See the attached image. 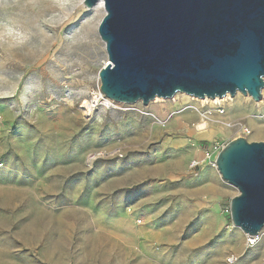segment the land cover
I'll use <instances>...</instances> for the list:
<instances>
[{
  "label": "rangeland",
  "instance_id": "obj_1",
  "mask_svg": "<svg viewBox=\"0 0 264 264\" xmlns=\"http://www.w3.org/2000/svg\"><path fill=\"white\" fill-rule=\"evenodd\" d=\"M61 1L0 0V24L32 33ZM94 9L85 8L44 60L42 50L0 42V264H229L232 256L234 264H264V231L249 248L225 216L238 190L223 183L219 222L195 195L201 168L221 178L206 153L243 136L216 124L200 132L187 109L221 104L251 130L243 138L264 142V89L258 103L242 94L222 103L178 95L88 114L84 102L101 91L109 61L98 31L106 11L99 46L80 47L73 60L62 49L81 42Z\"/></svg>",
  "mask_w": 264,
  "mask_h": 264
},
{
  "label": "water",
  "instance_id": "obj_2",
  "mask_svg": "<svg viewBox=\"0 0 264 264\" xmlns=\"http://www.w3.org/2000/svg\"><path fill=\"white\" fill-rule=\"evenodd\" d=\"M101 0H84L93 9ZM99 35L108 63L101 92L115 103L148 106L186 94L198 100L237 94L261 102L264 0H102ZM222 180L238 190L233 226L264 231V142L238 138L216 158Z\"/></svg>",
  "mask_w": 264,
  "mask_h": 264
},
{
  "label": "bare ground",
  "instance_id": "obj_3",
  "mask_svg": "<svg viewBox=\"0 0 264 264\" xmlns=\"http://www.w3.org/2000/svg\"><path fill=\"white\" fill-rule=\"evenodd\" d=\"M84 7H85L84 0H64L59 3V8L54 9L51 12V15H49L50 18H47V15H44L41 17V22H39L38 26H36V28L31 30V32H32V35L35 41L38 42L40 40H43V44L41 45V50L43 51V54L41 56L42 60L45 59V56H48V55L50 56V54L55 50V48L59 49V47L63 46V42L61 40L63 32L65 31L66 28H68V26L73 24L76 21V19L81 16V13L85 11ZM104 12H105V6H104V2L101 0L95 6V9L91 11L89 18L87 19L84 26H82L81 33L79 34L81 42L77 44H75L76 42L75 43L70 42L68 45H66V47H63L62 52L64 53V56H66L68 59L73 60L74 57L76 56L75 53H77L80 47H84V46L94 47L96 45L99 46V43L97 40L96 28ZM107 63H108V60L105 61V65ZM75 66H78V65L74 64V67ZM79 67L81 68L82 72H87L89 70L88 68L89 65H87L86 63L80 65ZM179 96H183L190 100H195V101L198 100L186 94H182ZM234 98L231 97L230 95H227L223 99L217 98V99L211 100V99L206 98L203 100H199V102L201 103H206L209 101L213 103H222V102H228V101L234 102L235 100ZM175 99L173 101L171 100L170 102H174ZM162 101L163 99L157 98L154 101V103H159ZM113 104H114V101L108 99L100 91L98 93H94L92 100L85 101L83 108L86 110L88 114H91L94 108H96L97 106L112 107ZM231 106L233 107L234 105H231ZM209 127H210V124L200 122V124L197 126V129L200 132H204ZM204 160H205V157L201 160V162L203 163ZM259 240H260V237L258 238V241Z\"/></svg>",
  "mask_w": 264,
  "mask_h": 264
},
{
  "label": "built area",
  "instance_id": "obj_4",
  "mask_svg": "<svg viewBox=\"0 0 264 264\" xmlns=\"http://www.w3.org/2000/svg\"><path fill=\"white\" fill-rule=\"evenodd\" d=\"M187 109L194 111V113H196L199 116L200 122L207 123L210 125H215V124L222 125L226 127L227 129H238V131L241 133L240 136H243V137H246L251 134V130L248 127L244 126L242 123H235L231 121L228 118L227 109L221 104H217V107H214L211 109L206 108L201 105L200 106H188ZM185 110L183 112H185ZM223 148L224 146H221L220 144H215L210 150V152L206 153V159L211 160L213 159V157H215L214 159V164H215L216 158ZM201 165H202V162L195 160L191 163V169L193 171H196L199 169V167H201ZM227 213L228 215H230V210ZM258 238L259 237H249L248 236L247 247L250 248L254 246L258 242ZM237 260L238 259L235 256H232L231 258L228 259V262L229 264H234Z\"/></svg>",
  "mask_w": 264,
  "mask_h": 264
},
{
  "label": "crops",
  "instance_id": "obj_5",
  "mask_svg": "<svg viewBox=\"0 0 264 264\" xmlns=\"http://www.w3.org/2000/svg\"><path fill=\"white\" fill-rule=\"evenodd\" d=\"M195 183L197 185L195 195L198 197H204L206 199L204 201L213 206L210 215L214 216L219 222L218 203L226 194L223 184L226 182H224L222 178H218V176H216L215 174H213L212 176L210 172L206 170L203 171V169L201 168V170L196 175ZM233 197L234 196H231V199ZM225 216L230 217L228 213H226Z\"/></svg>",
  "mask_w": 264,
  "mask_h": 264
},
{
  "label": "clouds",
  "instance_id": "obj_6",
  "mask_svg": "<svg viewBox=\"0 0 264 264\" xmlns=\"http://www.w3.org/2000/svg\"><path fill=\"white\" fill-rule=\"evenodd\" d=\"M0 42L6 48H26L28 53L33 54L40 51L43 44V40L35 41L32 33L18 30L7 23L0 24Z\"/></svg>",
  "mask_w": 264,
  "mask_h": 264
}]
</instances>
